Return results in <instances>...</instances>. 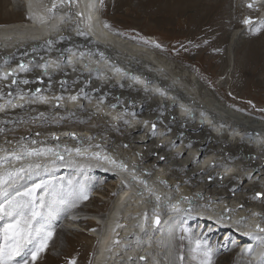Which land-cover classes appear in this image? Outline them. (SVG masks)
<instances>
[{
    "label": "bare ground",
    "instance_id": "obj_1",
    "mask_svg": "<svg viewBox=\"0 0 264 264\" xmlns=\"http://www.w3.org/2000/svg\"><path fill=\"white\" fill-rule=\"evenodd\" d=\"M133 1L103 0L113 20L142 31L139 35L150 32L159 36L166 53L176 50L180 64L136 41L137 34L127 39L109 30L98 14V0H65L63 5L58 0H21V5L14 6L17 11L9 8L11 1L0 0V21H4L0 23V71L16 70L14 77H0V105H4L0 111V148L12 150L21 138L27 144L36 140L35 146L55 148L59 144L63 155L65 146H80L82 151L100 152L129 167L123 170L91 155L75 153L65 160L75 161L74 167L86 172L89 180L92 175L98 179L88 190L87 205L74 211L97 213H74L85 218L73 217L65 231L59 225L64 213H55V236L49 243L55 244L61 235L62 245L59 242L54 253L48 251L49 246L35 263H84L97 238L99 254L96 252L94 264H168L171 237L178 230L170 220L185 214L200 219L201 224L220 223L215 222L216 231L211 229L207 234L212 238L218 235L217 243L224 240L219 251L211 252V264H229L235 255L234 264L260 263L253 256L260 252L259 241L264 236L249 223L261 224L264 217V196L257 195H264V119L260 118L264 114L224 94L217 96L212 89L220 91L224 85L211 83L217 71H225L227 66L222 51H226L236 27L238 19L233 13L237 1ZM246 1L259 3L263 15L264 0H239L248 11ZM54 2L58 7L50 12ZM253 36L248 39L244 35L247 41L231 89L238 98L263 104L264 99L257 96L264 94V51L257 43L260 36ZM20 65L30 70L20 71ZM191 69L198 74L197 82ZM205 73L211 79L205 78ZM39 77L44 85L37 91ZM83 86L89 88L87 95L82 94ZM251 90L258 95H252ZM82 99L87 101L85 106L80 104ZM8 100L23 106L14 108ZM190 113L195 117L190 118ZM138 128L143 131L136 134ZM69 133H75L70 142ZM177 133L181 142L173 145ZM198 146L204 152L201 157L195 155ZM108 177L114 179L109 189L102 186ZM81 187L77 185V189ZM103 188L108 191L102 192ZM93 191L109 195L108 212L100 211L98 202L103 197L91 195ZM185 202L196 204L197 209L180 213ZM240 203L242 209L238 208ZM48 210L53 212L51 207ZM157 214L158 225L154 224ZM242 214L245 222L238 221ZM75 223L88 230L78 229ZM70 229L80 232L78 238L68 235ZM247 233H253L254 238L248 240ZM228 241H233L231 250L222 252ZM237 241L240 244L235 245ZM76 246L82 254L74 251ZM238 249L245 255L237 254ZM140 250L147 256L144 262L136 256ZM202 259L203 251H197L185 264H200Z\"/></svg>",
    "mask_w": 264,
    "mask_h": 264
},
{
    "label": "snow or ice",
    "instance_id": "obj_2",
    "mask_svg": "<svg viewBox=\"0 0 264 264\" xmlns=\"http://www.w3.org/2000/svg\"><path fill=\"white\" fill-rule=\"evenodd\" d=\"M68 2L71 3L72 0H68ZM58 3L63 5L65 0H58ZM58 3L54 2L49 11L56 9ZM251 6L249 4V7ZM244 23L251 24L252 21L245 19ZM38 67L47 68V65H38ZM19 70L27 72L30 69L20 65ZM116 71L119 72L121 69H116ZM15 73V69L7 72L0 71V77L7 79L8 77H14ZM133 79L138 80L139 77H133ZM23 82L28 83L27 80ZM12 84H16V79H12ZM0 95L3 94L0 93ZM56 99L58 100L59 97ZM72 99H76V97H72ZM45 102L47 101L45 100ZM7 104L14 108L23 106L13 104L11 100H8ZM3 110L4 105H0V111ZM154 128L155 125H153ZM71 135L75 137L74 133ZM53 138L59 139L55 136ZM89 139L91 138L89 137ZM22 141L23 138L20 142H17L12 150L0 148V152L4 153L0 155V196L4 197L3 201L0 202V217L6 218V222L0 223V264H17L16 258L21 257L29 246H31L30 259H23L22 264H35L38 256L47 249L48 243L54 234L51 225L46 222L45 209L50 208L53 204L67 205L77 199L88 198L82 188L77 190L73 186L72 180L68 181L69 188L66 192L63 184L57 187L54 183L55 177L40 178L41 170L48 172L49 165L55 167L58 162L61 164L65 162V156L59 151V144L53 148L35 146L37 145L36 140H32L31 144ZM95 147L99 148L100 146L96 145ZM63 151L69 156L72 153H75L76 156L91 155L98 160H105L118 168L127 170V165L122 161L117 162L107 155L102 156L100 152L88 153L87 150L82 151L81 147L68 148L67 146L64 147ZM141 183L147 185V181H141ZM11 193H14V195ZM257 195L261 194L257 193ZM68 197L72 199L69 200ZM185 199L187 198L185 197ZM157 200H159V197H157ZM159 223L160 218L157 214L154 224L158 225ZM256 230L264 233V227H260V225L256 226ZM185 231L187 230L185 229ZM247 235H253V233H247ZM260 239L264 240V237H260ZM197 246L199 250V241H197ZM261 255L264 256V252H261ZM140 259L143 260L144 257ZM70 264H75V261L70 262ZM200 264H211L210 248L203 251V259Z\"/></svg>",
    "mask_w": 264,
    "mask_h": 264
},
{
    "label": "rangeland",
    "instance_id": "obj_3",
    "mask_svg": "<svg viewBox=\"0 0 264 264\" xmlns=\"http://www.w3.org/2000/svg\"><path fill=\"white\" fill-rule=\"evenodd\" d=\"M19 1H21V0H8V2L12 3V4L9 5V8L12 10V9H15L14 6H16L17 4L21 5V2H19ZM44 1H48V0H44ZM233 1L234 2L237 1V3H235L236 6L234 4L235 10H234L233 14H234V18L238 19V20L236 22V27L230 33L231 37H230V40H229V42L227 43V46H226L227 47L226 48L227 52L225 51L226 54H225L224 51H222L224 53L223 55H224V58H225V62L227 63V66H226L225 71H222V69L221 70L219 69V71H217V76L212 78V82H211L213 84V86L215 85L216 87H218L219 85H224V86H223V89L220 90V91H218L217 88L216 89H212V90H213L214 93L216 92L217 96H219L220 94H222V95L224 94V95L228 96L229 98H231L233 101H236V102H238L240 104L246 105V108H250L249 110H255V111L259 112V113L264 114V103L263 104H262V102L258 103L257 101H253L251 98L250 99L249 98H240V97L238 98L236 96V94L232 93V89H231L233 81H234V76L233 75L235 74V67L238 64L239 58H240V60H242L241 54H242L243 50L245 49V48H242V47L244 46L245 41H247L246 38L244 37V35H246L247 38L251 37V35H254L255 37L260 36L258 38V40H257V43L260 44L261 49L264 51V23H263L264 22L263 21L264 20V18H263L264 17V13L262 15V13L260 11V8H259L260 4L257 3V2H255V3H257V5L254 4V3L251 4L252 5V9L250 7H248L247 9H249V10L246 11L245 7L241 6L242 4L239 2V0H233ZM107 6H108V4L104 3L103 0H102V2H101V0H98V14L101 17V21L104 23V25H106V24L108 25L107 28L109 30H112V31L114 30V31H116L119 34H122V36H125L127 39L128 38H131V39L133 38L134 39L135 37H132V34H137L136 37L138 39H136V41H140L142 43H145L148 47H151L157 53L158 52L162 53L163 55H165L164 56L165 58L167 57V60L169 59L170 62L179 63L178 62V58H177L179 56L177 55L178 53L176 52V50H174V48H172V50H171V52L169 54L166 53V51H164L166 49L165 46H164L165 44L163 43V40L159 38V36L153 35L150 32L149 33H144L142 35H139V33L142 32V31L136 30L133 27L127 28L128 25L124 26L123 24H125V23L120 21L119 19L118 20L117 19L113 20V18H115V17L112 15L111 9L109 7H107ZM15 11H17V8L15 9ZM235 11H237V12H235ZM244 11H245V13H244ZM248 16H250L248 19H250L252 21L251 24H245L244 23L245 18H247ZM2 22H4V21H0V23H2ZM252 26H253V28H252ZM131 29H133V30H131ZM257 29H258V31H257ZM244 30H245V32H243ZM244 33H246V34H244ZM242 37H244V38H242ZM248 39H250V38H248ZM238 41H239V43H238ZM157 45H159V46H157ZM238 49H242V51L238 52ZM224 58L221 61H224ZM221 61L218 60V64ZM186 69H187V71H189L188 68H186ZM194 69L195 70H200V67L194 66ZM194 71L192 72L194 74V76H195L193 80L197 82L196 79L199 78V77H198L197 72L195 71V73H194ZM263 73L264 72L262 71L261 72V78L264 77ZM204 75H205V78L211 79L210 78V74L205 73ZM227 79H228V82L226 84H223L222 82L224 80H227ZM250 93H252V95L253 94L258 95L257 93L253 92L252 90L250 91ZM257 97L258 98L261 97L262 99H264V94L259 95ZM228 106H230L231 108H234L235 110H237L239 112L240 111L242 113L244 112L243 114H246V115L248 114L243 109L236 108V107L232 106L231 104H228ZM262 116L263 117H260V118L264 119V115H262ZM257 117H259V116H257ZM195 155H196V153H195ZM113 180L114 179H112V177H108L107 181H105V183L104 182L102 183V186H105V187L107 186V189H109L110 186H111L110 184L113 183ZM67 190L68 189H66L65 191L67 192ZM77 190H79V189H77ZM104 191H106V189L103 188L102 192H104ZM93 193L94 194L95 193L98 194L97 192L93 191V192H91V195H94ZM84 194L87 195V192H85ZM98 196L103 197V198H101V201L98 202V204L100 205V208H101L100 211L104 212V213L108 212L107 206H108L111 198H108L109 195H107V193L106 194L101 193V194H98ZM68 199L71 200L72 198L68 197ZM86 202H87V199L80 198V199H77V200L73 201L72 203H69V205H67V206L63 205L62 208L64 209L63 211H67L69 209H70V211H74L75 209L80 208L81 205H87ZM73 203H74V206H73ZM67 207L69 209H67ZM102 210H104V211H102ZM87 213L90 214V213H97V212H95V211H87ZM62 221L63 220L60 221L59 225L61 224L63 231H65V230H67L65 225H67V226L70 225V223H72V221H67V222H64V221L62 222ZM67 223H69V224H67ZM74 225L76 227H78V229H81L82 231L88 230V229H86L85 227L81 226L78 223H75ZM55 229L56 228H54V231H55ZM184 229H186L187 231H185ZM75 231L76 230H74V229H70L69 231H67V233H68V235H71L73 238H78L76 235H79L80 232L78 234V231H76V232ZM175 233L176 234L171 237V246H170L169 256H168V258L166 257L168 259V261H167L168 264H185L187 261L189 263L191 259L192 260L194 259V256L197 254V251L198 252H202V251L210 248L212 253L213 252H217V251L220 250V248H221V246L223 244L221 242L217 243L216 242V238L207 237V234H209V232L208 233H206V232L201 233V231L198 230L197 235H194L189 226H187V227H179L178 230ZM235 235L236 234L233 233L234 238H235ZM54 236H52V237L54 238ZM187 237H188V240H187ZM236 238H238L237 235H236ZM55 241H57L55 244L54 243L53 244L48 243V247L52 246L49 249L47 247L48 251H50L51 253H54L56 251V249L58 248L56 245H58L59 242H60L59 244L62 245L63 239L61 238V235L57 236ZM197 241H199V250H198V246H197V243H196ZM95 242H96V240L94 242H92V245L90 247L91 248V252L87 255V257H85L86 262H84V263L82 262L80 264H89V262H90V260L92 258L93 251H94ZM219 243H221V244H219ZM238 244H240L239 241H237L235 243V245H238ZM204 248H206V249H204ZM231 248H232V246L230 247L229 251L231 250ZM76 249L78 250L77 254H79V255L82 254V252L79 250L80 249L79 246H76L74 248V251ZM225 250H227V249L224 246V250L222 252H224ZM27 255L30 256V251L27 253ZM235 257H236V255L233 256L232 260L230 261L231 263L229 262V264H234ZM25 259H28V257H25ZM257 264H260V263H257Z\"/></svg>",
    "mask_w": 264,
    "mask_h": 264
},
{
    "label": "water",
    "instance_id": "obj_4",
    "mask_svg": "<svg viewBox=\"0 0 264 264\" xmlns=\"http://www.w3.org/2000/svg\"><path fill=\"white\" fill-rule=\"evenodd\" d=\"M247 5H249V3H247ZM131 73L133 74V72H131ZM39 80H40L42 83L44 82V79H43L42 77H39ZM42 88H43V85H39V86H38V89H39V90H42ZM81 91H82V94H83V95H87V94L89 93V88L86 87V86H83V87L81 88ZM80 104H81V106H85V105L87 104L86 99H82L81 102H80ZM189 117H190V118H194L195 115H194L193 113H190V114H189ZM141 131H143L142 128H138V129L135 130V133L138 134V133H140ZM180 137H181V135L178 134V133L175 135V137H174V139H173V142H174L175 145H177V144H179V143L181 142V141H180ZM182 150H183V149H182ZM182 150H181V151H182ZM184 153H185V152L182 151L181 155H184ZM203 154H204V152L202 151V146H198V150H197V152H196V156H197V157H201ZM261 196L263 197L264 195H261ZM239 220H240V221H244V220H245V216H244V215H240V216H239Z\"/></svg>",
    "mask_w": 264,
    "mask_h": 264
}]
</instances>
